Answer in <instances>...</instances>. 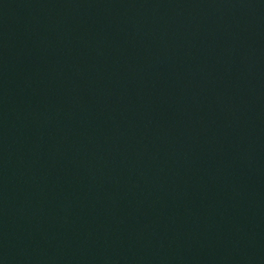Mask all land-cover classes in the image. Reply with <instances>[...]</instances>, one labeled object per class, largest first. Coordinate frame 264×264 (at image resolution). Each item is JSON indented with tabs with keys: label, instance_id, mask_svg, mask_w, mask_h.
I'll use <instances>...</instances> for the list:
<instances>
[{
	"label": "water",
	"instance_id": "95a60500",
	"mask_svg": "<svg viewBox=\"0 0 264 264\" xmlns=\"http://www.w3.org/2000/svg\"><path fill=\"white\" fill-rule=\"evenodd\" d=\"M0 264H264V0H0Z\"/></svg>",
	"mask_w": 264,
	"mask_h": 264
}]
</instances>
